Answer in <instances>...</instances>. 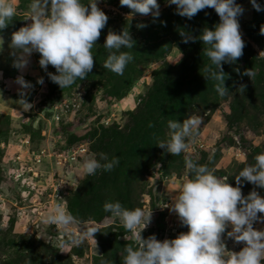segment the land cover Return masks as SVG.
Segmentation results:
<instances>
[{
    "label": "rangeland",
    "instance_id": "374dc122",
    "mask_svg": "<svg viewBox=\"0 0 264 264\" xmlns=\"http://www.w3.org/2000/svg\"><path fill=\"white\" fill-rule=\"evenodd\" d=\"M235 2L243 9L237 19L245 47L235 61L222 62L228 92L220 96L217 81L205 71L215 70L205 55L208 46L199 40L205 27L220 22L212 8L188 19L167 0H157L154 17L133 13L120 0H97L108 20L91 50L93 69L61 89L47 75L56 74L55 68L42 69L37 52L25 54V67L14 66L21 53L12 48L11 36L32 21L30 0H12L16 14L0 30V264H123L125 246H139L138 232L161 242L187 233L171 209L190 178L185 157L236 186L239 171L264 153V0H256L260 11L251 0ZM123 30L134 46L121 51L133 60L117 75L103 67L108 55L103 45L109 32ZM182 32L194 42L184 43ZM249 69L252 79L243 75ZM18 77L31 87L22 88ZM21 98L33 104L29 111L20 109ZM192 115L202 124L186 152L172 155L157 146L169 138L168 121L182 123ZM101 152L118 157L119 165L84 175L79 165L93 154L99 159ZM241 191L264 197V189L247 181ZM115 201L151 212L150 223L127 230L104 211L105 202ZM57 203L76 219L66 229L43 222ZM253 227L264 230V222ZM89 230L96 232L94 239L85 235ZM231 230L229 225L222 240L226 251L239 252L245 244L228 237Z\"/></svg>",
    "mask_w": 264,
    "mask_h": 264
},
{
    "label": "clouds",
    "instance_id": "9594fccd",
    "mask_svg": "<svg viewBox=\"0 0 264 264\" xmlns=\"http://www.w3.org/2000/svg\"><path fill=\"white\" fill-rule=\"evenodd\" d=\"M167 3L175 5L177 14L188 19L205 8L214 9L219 16L220 22L214 29L205 27L200 32L199 40L208 46L204 50L205 55L215 65V70L205 68L209 73L207 79L217 81L215 89L220 96H224L228 89L224 86L222 62L235 61L242 56L245 47L237 19L243 12L242 7L235 0H167ZM251 3L257 11L261 10L256 0H251ZM120 4L127 6L133 13L159 16L157 0H120ZM16 11L12 0H0V30L8 26ZM29 18L32 23L19 28L11 36L12 48L21 53L14 66L25 67V54L37 52L42 69L46 71L49 65L55 68L56 74L47 75L61 89L72 86L77 79L83 80L93 69L91 50L108 20V16L97 7V0H89L87 4L82 0H30ZM261 33L264 34V28ZM181 36L184 37V43L195 40L183 32ZM133 46L129 32H109L103 45L108 50L103 67L123 75L133 57L121 49ZM243 75L252 79L255 72L249 69ZM16 83L25 89L31 87L22 77H18ZM37 83L43 84V78ZM239 89L243 91L244 86L241 85ZM21 96H24L23 92ZM19 103L20 109L25 112L33 107L24 98ZM201 124L202 119L195 115L184 119L182 123L170 120L167 125L169 138L159 141L157 146L172 155L186 152L190 138L197 134ZM96 156L93 154L79 165L84 175H95L98 170L108 172L119 165L118 157L109 159L103 152L98 154L99 159ZM254 160V164L245 166L235 176L236 186L233 187L218 178L207 165L185 157L190 178L181 184L171 209L178 215L181 225L188 227V232L163 242L158 241L155 235L142 239L141 232H138L136 238L139 246H125L123 264H262L264 230H255L253 224L264 222V217L258 216V213H264V197L256 191H251L245 197L241 191L243 181L264 189V153L256 155ZM73 179L78 183L76 177ZM103 208L105 212L119 218L129 231L138 229L140 225L145 228L151 220V212L139 207L127 209L119 201L105 202ZM43 222L66 229L76 219L62 203H57L46 213ZM229 225L232 230L227 232L228 237L245 244L239 252L226 251L222 234ZM94 233V230H89L85 235L94 239Z\"/></svg>",
    "mask_w": 264,
    "mask_h": 264
}]
</instances>
